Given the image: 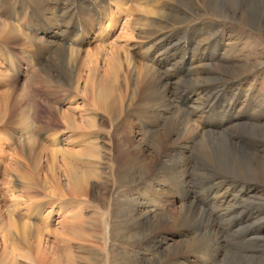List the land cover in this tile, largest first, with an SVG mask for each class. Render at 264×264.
<instances>
[{
	"label": "rangeland",
	"instance_id": "1",
	"mask_svg": "<svg viewBox=\"0 0 264 264\" xmlns=\"http://www.w3.org/2000/svg\"><path fill=\"white\" fill-rule=\"evenodd\" d=\"M14 1L9 10L0 0V23L19 25L25 35L44 41V32L52 24H62L59 6L75 4L72 22L77 17L81 30L69 40L80 54L73 60H59L51 55L55 50L37 52L26 38L19 42L0 39V264H204L193 254L161 259L156 250L173 242H195L202 234L209 253V259L204 258L207 264H264L263 203L247 199L231 184L218 185L221 190L214 197L210 190L213 178L188 185L181 199L162 185L166 177L158 171L163 160L159 154L164 155L173 143L168 144L163 135L165 120H155L175 114L148 107L150 121L146 118L149 122L142 124L138 113L145 104L146 79L142 76L143 67L149 64L148 37L157 30L150 22L158 21L157 16L146 18L141 11L169 13L168 6L156 4L163 0H129L124 11L119 10L121 15L115 0H84L85 14L77 6L83 0H22L23 9L21 2ZM133 4L136 14H132ZM184 24L166 30L172 41L163 48L171 52L165 66L170 64L172 70L155 66L161 77H169L174 104L190 112L193 106L184 104L186 97L196 99L200 93L194 91L200 85L193 86L191 80L233 70L243 76L201 85L206 90L198 105L211 108L201 118H191L203 120L205 130L232 139V128L264 126V29L212 17ZM56 26L52 30L58 32ZM105 26L112 27L109 34ZM67 30L70 25L66 23L60 27V32L68 34ZM100 47L106 51L99 52ZM124 54L134 60V70L127 66ZM108 81L113 90L110 113L95 106L97 94ZM90 121L96 128L90 129ZM120 141L125 145L131 141L136 149H120ZM184 141L178 142L185 154L202 144ZM91 146L98 147L96 156L90 155ZM244 149L249 150L248 146ZM130 159L143 161L149 174L136 185L117 180V168H125ZM74 170L88 176V189L79 196L71 188ZM186 191L205 216L200 214L203 219L196 235L182 238L179 232L183 230L176 222ZM227 193L231 197L221 200ZM130 215L143 220L128 222ZM21 219L36 226L31 238L21 233ZM146 219L154 222L157 231L143 234L149 226L143 223ZM128 223H136V229L130 230ZM37 251L45 258L39 260Z\"/></svg>",
	"mask_w": 264,
	"mask_h": 264
},
{
	"label": "bare ground",
	"instance_id": "2",
	"mask_svg": "<svg viewBox=\"0 0 264 264\" xmlns=\"http://www.w3.org/2000/svg\"><path fill=\"white\" fill-rule=\"evenodd\" d=\"M3 1L7 9L9 10L13 9L12 8L13 3L11 2L12 0H3ZM15 1L17 2V4L21 2L20 7H22L23 5L22 0H15ZM33 1L36 2L38 0H33ZM128 1L129 0H115V7L118 10L119 14H120L119 10L121 11L122 9L124 11V7L126 6ZM143 1H147V0H143ZM148 1H152V0H148ZM26 2L27 1H25V3ZM93 2H91V5ZM83 4H84V0L81 1L80 5L78 4L77 6H80L79 8L80 10H82V14H85L86 12H83L84 8H82ZM156 4L164 5L166 7L168 6L169 13H158V12L154 13L151 9H148V8L141 11L144 14L143 16L146 18L147 17L149 18V16H154V17L157 16L158 21L150 22V24H153V23L156 24L155 26H157V30L154 31L153 33H150L148 37V39L150 40L148 43L150 45V48H149L150 56L148 58L149 64L143 67L144 72L142 76V78L146 79L145 80L146 81L145 82L146 91H145V96L143 98V101H145V104H143V106L140 107L142 108V111L140 112L138 111L139 112L138 117L142 124L148 123L150 121V119L147 117L149 114L146 115V113H148V107L149 109H153V110L161 109L164 111H169L171 113L173 112L175 114L173 118L169 117V119H166L163 116H158L157 118L158 120L157 119L155 120V123L156 121L165 120V125L163 127V135L165 136L166 142L168 144L173 143L169 147V149L166 151V153L162 155L163 157L161 156V154H159L160 158H163V160L160 159L161 160L160 162L164 164L160 163L161 168L157 170L161 172L163 176L166 177V180H164V182L161 181L162 185L167 186L172 191L174 190L175 194L180 198L181 196L184 197V195L182 194L183 193L182 191H185V189L189 187L188 185L195 183L197 181L201 182L206 179L213 178L214 181L212 182L210 190L213 192L214 197L218 196L219 190H221L220 187L217 188L218 185L226 186V185L231 184V186H233L234 188V191H238L239 193L243 192L244 197H246L247 199L250 200L253 198L252 201H256V202L264 204V126L258 127V126H249L245 124V126L242 129L235 130V128H232L231 129L232 131L229 130L230 129L229 127H227V130L230 131L229 134L233 136V139H232V137L230 138L228 136H225L222 133L221 134L212 133L210 129L205 130L204 129L205 125L203 123V120L201 119L193 120L191 118L192 115H194L197 118H201L199 115L206 112V109L211 108V106L208 108L207 106L208 104L198 105V102L201 99H204L203 98L204 93H205L204 91L206 90L201 85L208 83V82H220L222 80H225L227 82L228 80H234L243 75H240L238 73L236 74L235 71L233 70H229V71L226 70L223 75H217V74L212 73L209 77H206L203 75L204 77L199 76L195 80H191L193 81V86L200 85L198 86L196 90H194V91H199L200 93H198V96L196 99H194L193 97H186L184 104H188V106L190 107L193 106L192 107L193 109L190 112H187L186 109L183 110L179 108L178 105L174 104V101L172 100L170 96V92H171L170 85L167 83L169 80V77H164V76L161 77L160 75L161 72L155 68L156 66L159 69L162 68V70H165V71H168L170 68L172 70V67L170 64L167 67L165 66L171 52L165 51L163 48L168 43L170 44V41H172L170 39H167L168 37L167 36L168 32L166 31L167 29H170L176 25L183 26L184 23L188 22L189 20L195 19V18L203 19L206 17H212L215 19L228 20L232 22L238 21L239 24L241 23L249 27H252L255 30L262 31L264 29V0H163V2L158 1ZM44 5L45 4H43V6ZM72 5L73 6L62 4V7L59 6L62 12V15H61L62 18H60L62 21V24L60 25L59 22H57L56 24H52V26L49 28V31L47 29L44 32L46 41H44L41 38H38L36 35L31 36V37L29 35L27 36L21 32L22 30L19 28L20 27L19 25H15V24L13 25L11 23H6V22L0 23V39L6 40L9 42H14V41L19 42V41H23L22 38H26L27 39L26 43L31 47H36L37 52H43V51L51 52L52 50H55L51 54L52 57L57 56L59 60L60 59L61 60L62 59L63 60L65 59L73 60L75 59L74 57H76L77 54H80V50H76L78 48L77 45H75V43L72 42L71 38L69 40V37H72L71 34L75 37V34L78 35L79 34L78 30H81V29L79 27L77 17L72 22L74 10L76 11L75 9L76 5L75 4H72ZM23 7H25V5H23ZM23 7L21 9H23ZM132 7H133L132 14H136V11H137L136 5L133 4ZM96 8L98 9V7ZM99 9H100V6H99ZM107 9H109V7ZM117 10L115 12H117ZM102 12L103 11L101 10V13ZM95 13L97 12L95 11ZM113 16L115 15L114 14L112 15V19H113ZM113 20H115V18ZM113 20L111 23L114 22ZM52 21H54V19H52ZM65 23L70 25V30H67L68 34L65 33L66 31L60 32V27L64 26ZM53 25L55 26L57 25L56 30H59L58 32L52 30ZM108 28L112 29V27L111 26L106 27L105 33L107 34H109L107 31H110ZM101 37H104V35H102ZM101 39L103 40V38ZM63 42L64 44H66V42H69L70 46H64ZM56 43H58L59 46H56ZM79 44H80V41H79ZM78 46H82V45H78ZM104 51H106V47H100L99 52H104ZM124 59L127 63V66L131 68V70H134L136 65L132 57H130L127 54H124ZM110 62L112 63V60H110ZM243 73L245 72L243 71ZM113 75H114V78L117 79L116 77L117 74L115 71L113 72ZM108 83L109 81L105 82L100 92L97 94L98 96L96 98L97 100L95 101V106L97 109H100V110L102 109L105 112L110 113L113 111V108H114L112 104L110 103V97L112 96L113 90H112V87L108 85ZM217 84L219 85L220 83H217ZM146 118H148L149 121H147ZM88 125L90 129L96 128V124L93 121H90ZM237 126L238 125H236V127ZM147 132L150 133L151 131H147ZM235 138L238 139L237 141L239 144L233 141ZM183 139L185 140L184 142H192V143H200V144L202 143V144L200 145L198 150H191L187 152V154H185L186 153L184 152L185 148L183 149V147L180 146L178 142L179 140L181 141ZM117 145L120 149H124L126 151L128 150L132 151L136 149L134 144L131 141H127L126 145L124 141H120ZM229 145L231 146V149L228 148ZM244 146L245 148L246 146H248L249 150L244 149ZM234 148L240 149V151L238 152L234 150ZM255 148L257 149L256 151H254ZM250 149H253V150L251 151ZM98 150H99L98 147L91 146L89 153L91 156H96ZM134 160L135 159H130V161L127 163V166L125 168L123 167L117 168L118 175H119L117 180H119V182L121 183L124 182L128 184H135V183L137 184L145 180L147 176H149L148 172L143 169L144 162L143 161L133 162ZM70 176L72 177V187L71 188L75 196H79L80 194L87 191L88 186H89L87 175H85L82 172L79 173L74 170L73 173L70 174ZM222 176L224 177L221 178ZM215 182L217 183L215 184ZM251 184L255 186H252ZM188 192L189 191H186L185 200L183 202L181 212L179 213V216L176 222L178 225V228L183 230L182 232H179L182 238L184 237L186 238V236L189 237L190 235L197 234V231H199L197 229L198 224L201 223L203 219L201 215L204 214V212L199 213L197 211L196 209L197 204L194 201V198H191V196H189L190 193ZM228 193L224 195L223 197H221L220 199L221 200L223 199V201H226L227 199H229L231 196L229 197ZM126 220L128 222H131L132 220L134 222H137L138 224V222H140L143 219L140 217L135 219L134 215H130L127 217ZM144 221L145 222L143 223H147L146 226L147 225L149 226L143 229L144 230L143 234L153 233L155 230L157 231V229H154L155 228L154 222H149V219H146ZM17 224L18 223H16L15 225ZM134 224L135 225L128 223V225H131L130 230L134 231L136 229L135 228L136 223ZM20 225H21L20 226L21 233L30 238L33 236L34 231H37L36 226H34V224L32 225L30 223L24 222L22 221V219L20 220ZM135 236H136V233L134 237ZM39 237H40L39 235L36 236L38 242L40 243L41 237L40 238ZM204 238L205 237H203V234H202V237H200L199 239L196 238L195 242L194 241L193 242L183 241L179 243L178 245L176 244V242H173V245H169L168 248L161 249V247H157L156 250L160 254L159 257L161 259L168 255L170 256V255L176 254L177 256H180L183 254H188V255L193 254L194 256H196V258L200 259L201 262L206 263V261H204V258L208 260L209 253H207V251L205 250L206 248L204 247V242H203ZM37 253H38V256L40 257L39 260H42V258H45V255L41 253V251H37ZM121 264H128V263H125V261H122Z\"/></svg>",
	"mask_w": 264,
	"mask_h": 264
}]
</instances>
